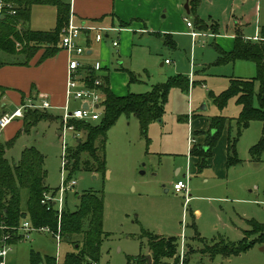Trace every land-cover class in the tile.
Returning a JSON list of instances; mask_svg holds the SVG:
<instances>
[{"label": "rangeland", "instance_id": "374dc122", "mask_svg": "<svg viewBox=\"0 0 264 264\" xmlns=\"http://www.w3.org/2000/svg\"><path fill=\"white\" fill-rule=\"evenodd\" d=\"M164 2L166 7L161 13L160 10H154L156 11H153L154 14L151 13L152 10L141 12L149 19L144 22L148 32L141 33L131 27L135 21L141 22L138 19L128 24L127 28L130 29L131 35L130 48L122 50L119 44L110 50L112 62V66L109 67L110 74L114 72L126 74L124 70L116 67V60L122 61V67L133 71L132 73L139 79L129 85L130 91L140 93L149 91L153 85L166 82L172 74L188 78L191 73L194 84L191 82L188 90L179 87L170 89L164 116L160 122L155 121L148 125L146 136L141 133L139 122L134 115L121 114L107 132L105 174L98 172L94 177L93 173L80 169L72 173L67 180L68 172L65 170L64 179L68 182L74 180L75 185L72 191L65 194L63 205H67L70 210L75 208L78 201L74 193L79 195L86 190H94L102 195V228L107 236L102 242L97 264H126L127 257L150 255L144 232L178 238L182 231L181 221L186 226L184 235L187 246L182 259L183 264H264V241L255 243L249 250L230 257H211L201 253L205 247L203 244L209 243L212 239H224L234 243L240 241L244 237V231L250 229L248 220L264 224V150L257 161H254L249 153L250 147L260 139L261 123L252 121L243 129L236 146L241 161L227 167V176L224 178H216L206 168L201 172L194 171L190 149L195 144L193 142L189 146L188 143L191 134V121H188V115L190 119L192 114L203 115V118L227 117L230 121L229 133L233 136L237 129L235 119L239 107L234 98L229 99L222 109L213 103L212 95H218L228 87V77L233 75V65L216 64L217 54L212 38H204L206 41L204 46L197 41L190 49L191 39L182 28V24L187 28L184 18L193 27H196V18L207 23L209 20L215 21L219 24L221 34L230 35L235 33L233 21L234 17L237 19L241 17L240 10H235L233 15L231 10H224L226 5L228 8V0H215L213 3L203 0L195 12L188 13L184 8L181 12L179 9H171L168 0H155V7L159 8L158 5ZM252 4L253 2L249 4L247 10H252L250 9ZM55 10L52 5H32L30 29L38 31L52 29L55 26ZM258 10V21L263 26L264 0H259ZM247 12L243 10L244 14ZM256 18L252 13L250 23L244 26L253 27ZM161 23H164V28L172 29L175 47L168 46L164 38L157 37L155 35L157 31L152 32ZM164 32L166 31L161 34ZM113 35L114 33H111V37L106 40L110 45L113 39L118 40ZM19 50L20 48L17 49ZM124 51L126 54H123ZM0 56L8 63L6 65H15L12 62H15L16 58L22 59L20 54ZM83 57L84 55H73V59L80 61ZM165 59L171 63L165 64ZM238 61L255 66L249 61ZM90 63L93 65L95 60ZM110 80L113 82L112 76ZM114 88L117 89L118 86ZM125 88L127 89V86ZM258 90L259 85L256 83L255 92ZM48 102L50 103L49 100ZM203 103L207 109L199 112L198 108ZM254 105H257L256 98ZM76 106L78 105L71 104L70 111ZM7 109L12 110L13 106L8 104ZM47 111L54 116L62 113L53 109ZM20 122V118L14 119L8 125L9 129L13 132L15 128H19ZM58 126L57 118L39 121L29 132L20 133L5 155L10 163H16L25 147L37 148L44 156V167L47 171L45 185L51 190L58 188L61 182L62 138L57 134ZM84 135L83 132L75 134L66 131L64 143L67 147L74 146L75 140L84 138ZM8 137L9 131L3 130L0 141L3 142V138ZM82 159H85V155H82ZM188 167L190 197L194 200L186 206L187 214L183 219V196L175 193L172 185L179 178L183 179ZM177 169H180L178 176ZM20 194L21 205L24 208L28 193L22 189ZM194 212L197 213L192 215ZM193 223L196 232L204 239L203 242L195 235V230L191 227ZM254 237L251 236L249 239ZM31 250L54 258L58 253V260L61 262L65 254L73 250V246L64 239L57 245L50 233L33 231L29 233L28 238L11 243L5 257L6 264H29ZM179 255L177 246L175 259L170 260V264H180Z\"/></svg>", "mask_w": 264, "mask_h": 264}, {"label": "trees", "instance_id": "16d2710c", "mask_svg": "<svg viewBox=\"0 0 264 264\" xmlns=\"http://www.w3.org/2000/svg\"><path fill=\"white\" fill-rule=\"evenodd\" d=\"M17 5V13L14 16H6L0 21V54L7 56L22 55V59H15L12 64L27 66L33 56L42 50L38 60L53 56L59 50L61 30L68 22L70 6L63 0H14ZM200 0H189L190 12H195ZM52 5L56 9V24L48 31H36L29 28L30 10L32 5ZM197 28L206 30L208 26L199 18H196ZM126 28L128 24L121 23ZM262 39L253 41L245 39L238 33L234 37L233 48L230 51L218 49L216 64H225L237 60L254 63L256 73L249 79L232 78L228 87L218 95H212L213 103L222 109L227 101L235 99V103L241 107L236 120V133H229L226 149V167L238 164L241 160L237 155V143L241 132L250 122L261 123V135L258 142L249 149L251 158L259 160L264 150V27L260 29ZM16 42L20 50L17 51ZM8 64L0 56V67ZM129 84L136 82L134 73L127 71ZM101 90L105 95L104 112L101 118L94 122L72 120L76 133H85L84 138H77L74 146L67 147V163L65 169L68 172L67 180L77 170H85L91 173L106 172L105 148L107 132L121 114L134 115L139 122L141 133L146 136L148 125L155 121H161L164 107L171 88L179 87L189 89L187 77L181 75L170 76L164 83L153 85L144 93L128 92L124 96H116L108 86V77L103 78ZM259 90L255 92V84ZM0 87V92H2ZM257 105H254V99ZM24 104V102L22 103ZM58 119L44 109H24L22 126L16 134L6 142H0V226L5 229L0 231V236L7 232L12 235L11 243L20 240L14 236L13 228L18 227L27 218L34 227L48 226L56 231L58 218L53 208L46 209L41 204L43 194L50 191L45 185L47 171L44 167V156L34 146L25 147L16 163H10L6 151L13 145L15 138L20 133H27L41 120ZM230 121L224 116L210 118L209 128L206 132H198L205 136L204 145H194L190 149V155L196 158L197 172L209 166L208 159L213 155V148L217 144L222 131ZM97 142V144H96ZM85 155V159H82ZM25 189L28 197L23 208L21 205L20 191ZM54 191V190H52ZM77 198L75 208L70 210L67 205L63 207L60 217V234L62 239L68 240L73 250L67 252L58 264H97L100 259V248L107 234L103 231V197L94 190H86L82 194L74 193ZM250 229L244 231V237L237 243L224 239H212L201 253L208 256L230 257L249 250L255 243L264 241V224L248 220ZM191 227L195 230V224ZM147 239L148 251L151 255V264H170L175 259L179 239L174 236H162L144 232ZM195 235L202 239L195 230ZM255 236L252 239L249 237ZM202 239L200 242H203ZM187 249V246L185 247ZM190 253V251H188ZM29 264H56L54 256L42 255L31 250ZM126 264H147L144 254L135 257H127Z\"/></svg>", "mask_w": 264, "mask_h": 264}, {"label": "crops", "instance_id": "0c3cea01", "mask_svg": "<svg viewBox=\"0 0 264 264\" xmlns=\"http://www.w3.org/2000/svg\"><path fill=\"white\" fill-rule=\"evenodd\" d=\"M63 1L65 3H68L70 6L68 22L69 20H71L74 24H77V25L92 24V25H98V26H103V27H113V28L121 29L120 31H110V32L104 33V39L100 42H96L94 40V36L90 34L88 38V42H86L87 49L81 61L87 68H90L92 66L91 65L92 63H90L92 60H95V62L100 60L102 64V70L100 71L101 74L100 72L98 74L101 76L102 80L104 77L106 76L108 77V86L110 90L112 91V93L115 94L116 96H124L128 92L140 93V92L130 91L129 85L132 83L129 84V76L127 74V71L129 72H133V71L124 69L122 67V61L116 60V67L120 68L121 70H124L126 74L123 75V74L116 73V72L110 74L109 67L112 66L110 50L114 49L115 47H112L108 42H106V40L111 37V33H114L113 35L114 38L118 39V46L120 44V47L122 48V50H125V51L128 50L129 43L131 42V35L129 33L130 29L127 27L123 28L121 27L120 24L121 23L132 24V20L138 19L141 22L135 21L131 27L135 28L136 31L141 32V33L148 32V28L144 22H147V20L149 19H146L144 17L145 14L141 12L143 10H152L151 13L154 14L153 13L154 10H160V13H161L162 10H164V7H166L165 2L163 4H159L158 5L159 8H157L155 7V4H154L155 0H63ZM202 1L203 0H200L199 5L202 3ZM209 1L213 3L215 0H209ZM168 2H169L168 6L171 9H175V10L179 9L180 10L179 12H181L185 4V0H168ZM252 2L253 4L250 7V9L252 10H247L249 4ZM258 3H259V0H228V8L226 5L224 7V10H231L232 15L234 14L235 10H240V16H241L239 19L234 17L233 22L235 25V33H232L230 35L221 34L220 29H219V24L212 20H209V22L207 23L205 20H202L199 18L202 22H204L208 26V29L206 30H199L197 28V24H195L196 27H193V25L191 27H188L186 24L188 29H192V30H187V28H185V26H183L182 24V28L184 32L188 34V36L191 39L190 49L193 48V46L195 45L197 41L200 42L202 46H204L206 43L204 38H209V39L212 38L214 41L213 47L216 51L215 53L218 56V49H221L227 52L233 48L234 37L237 33L245 39L252 40L254 37L259 38V40L262 39L261 34H260V29L263 28L264 25L263 26L260 25L258 21V16H259ZM188 5H189V0H188ZM243 10L248 11L247 14H244ZM189 12H190V9H189ZM250 12L251 14L253 13L257 17L253 27H250L249 25L244 26L245 24L250 23L249 21V18L251 15ZM184 20L186 21L185 18ZM148 22L151 23L152 21H148ZM55 24H56V10H55ZM28 26H29V23H28ZM163 26H164V23H161L160 26L155 27L156 29H153L154 31L152 32L157 31L155 33L157 37L164 38L165 44H167L170 47H175L176 42L173 39L172 29H166ZM252 28L253 30H251ZM247 30L249 31L245 33ZM163 31H166V32L161 34V32ZM191 31L198 32L201 35L192 39V37L189 35ZM120 35H121V39H120ZM226 36H229V37H226ZM81 43L84 44L85 42L81 40ZM16 46H17V42H16ZM17 47H18L17 49L20 48L19 46ZM125 51L123 54H126ZM41 54H42V51H39L38 53H36L33 56V58L29 61V64L27 66L5 65V66L0 67V87L3 90L2 92H0V115H2L5 112L13 111L15 108L21 106L23 102L28 103L29 101H32L35 104H40V102H42L43 99L50 101L51 108L48 110L53 109V110L62 111V107L65 105V102H66V73H67L68 54L67 52H65L59 47V50L53 56H50L42 60L41 62H38ZM117 56L118 57L120 56L118 52H117ZM166 60L167 59H165V61ZM170 63L171 61H169V63L167 64H170ZM229 63H232L233 65V72H232L233 75L228 77V85H229V80L232 78L249 79L255 76V73H256L255 66H250L246 62H240L238 60L235 62H229ZM174 75H179V74H174ZM174 75L172 74L170 76H174ZM110 76L113 77V82L110 80ZM138 80L139 79L137 77V81ZM122 84L124 87L122 86ZM116 86H118L117 89L114 88ZM125 86H127V89L125 88ZM208 94H211V93L208 92ZM8 104L13 106L12 110L7 109ZM71 104L78 105V106L80 105L78 101L70 99L69 105ZM78 106H76L75 108H77ZM238 107H239V113H240L241 107L239 105ZM206 109L207 107L205 103H203L198 108V111L204 112L206 111ZM61 115L62 113L60 112L58 113L57 116L53 115L54 117L59 116V118L57 119L59 122L58 131H57L58 136L60 135V130H61V122H60ZM202 116L203 115L192 114L191 115L192 119H190V115L187 116L188 121L189 122L191 121L190 136H192L194 140L193 141L194 144L198 146L204 145L205 136L203 134H197V133L206 132L208 130L210 118H211V117L203 118ZM20 119H21V122H20L19 128H15L13 132L9 129L8 126H6L4 130L9 131L10 137L3 138L4 140L3 142L10 140L16 134V132L21 128L22 118ZM228 137H229V125H226L222 131V134L217 144L213 148L212 157L208 159L209 166L206 169L211 171V173L216 178H224L227 176L228 170L226 167V149H227ZM192 159L194 162V171H195L196 170V167H195L196 158L193 157ZM192 159L190 158V161ZM93 174H94V177H96V173H93ZM179 174H180V169H177L176 176H178ZM50 191L52 190L50 189ZM191 200H194V199L192 198L190 199V201ZM190 201L188 202L186 206L189 205ZM186 206L184 205V202H183V219L185 218V214H187ZM195 213L197 212H194L191 214L193 215ZM181 225H182L181 227L183 230V221H181ZM185 228L186 226H184V230ZM180 235L178 236V239L180 238Z\"/></svg>", "mask_w": 264, "mask_h": 264}, {"label": "built area", "instance_id": "2783aa9c", "mask_svg": "<svg viewBox=\"0 0 264 264\" xmlns=\"http://www.w3.org/2000/svg\"><path fill=\"white\" fill-rule=\"evenodd\" d=\"M17 13V5L14 0H0V21L6 16H14ZM187 21V20H186ZM187 26L191 27L192 24L187 21ZM119 28L103 27L92 24H74L69 20L68 24L61 30L59 47L67 52V73H66V102L62 107L61 115V130L60 136L62 138V159H61V182L58 188L54 191H48L43 194L41 204L46 207L47 210L53 208L56 211L58 218V225L56 231L51 230L48 226L34 227L30 221L25 218L18 227L13 228L14 236H18L20 239H26L30 232H48L50 233L57 245L60 244L62 237L60 234V217L64 207V198L67 191H72L75 181H67L63 177V173L66 170L65 165L67 163L66 149L67 146L64 143V137L66 131L76 133L72 120H79L85 122H94L101 118L104 112V100L105 96L101 90L103 84L101 76L98 74L102 70V64L96 61L90 68H87L80 60L73 59V55L81 56L85 54L87 49L86 42H88L89 35L94 36L96 42H100L104 39V33L110 31H120ZM189 35L192 39L200 36L201 34L195 31H191ZM83 40L85 43H81ZM253 41H258L259 38L254 37ZM261 40V39H260ZM17 46L19 44L17 43ZM112 47L118 46V40H112ZM169 63L168 60L165 61ZM191 68V67H190ZM192 74H189V86L191 85ZM70 99L78 101L79 106L74 110L70 111L69 101ZM44 109L48 110L51 108V104L43 99L40 104H35L32 101L24 103L21 106L15 108L11 112H5L0 115V138L3 130L8 126L14 119L22 118L24 109ZM192 136H189V146L193 143ZM190 171L189 167L183 179L177 180L173 185L172 189L175 193L181 194L184 198V205L186 206L190 201L189 182ZM4 226H0V231L4 230ZM12 235L10 233L2 234L0 236V264H6L5 257L10 250ZM185 235L184 225L178 241V250L180 252V264H183V255L185 253ZM56 264L59 263L58 253L55 257Z\"/></svg>", "mask_w": 264, "mask_h": 264}, {"label": "water", "instance_id": "95a60500", "mask_svg": "<svg viewBox=\"0 0 264 264\" xmlns=\"http://www.w3.org/2000/svg\"><path fill=\"white\" fill-rule=\"evenodd\" d=\"M184 9L187 13L189 12L188 0H185ZM146 258H147V264H151V256L147 255Z\"/></svg>", "mask_w": 264, "mask_h": 264}]
</instances>
